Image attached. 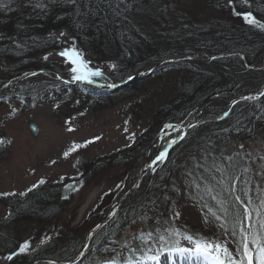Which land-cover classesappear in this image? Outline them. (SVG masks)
<instances>
[{"label":"trees","instance_id":"1","mask_svg":"<svg viewBox=\"0 0 264 264\" xmlns=\"http://www.w3.org/2000/svg\"><path fill=\"white\" fill-rule=\"evenodd\" d=\"M189 1L76 0L75 4H70L65 0H40L37 4L36 0H0V87L22 73L45 69L42 64H34L35 56L61 48L60 41L54 36L59 30L74 40L86 60L112 65L113 73L106 80L109 83L121 82L166 60L194 55L202 59L220 56L208 64L191 59L162 65L148 79L111 94L97 95L85 86L66 89L59 84L50 87L54 89L52 93L44 94L48 87L37 78L24 80L17 83L8 96L0 95V106L18 99L23 107L30 108L38 98L54 101L59 94L69 92L71 99L74 97L71 104L82 101L85 108L93 106L95 110H102L143 96L146 98L135 101L132 113L151 123L146 126L142 139L146 143L143 150L152 147L165 125H177L209 99L249 92V83L245 80L254 79L258 71L247 69L245 64L260 68L264 56V30L241 21L243 14L251 12L264 23V0H233L231 5L226 0H210L199 8L187 7ZM176 6L178 10L173 9ZM210 11L215 12L213 17L205 15ZM234 12L240 15H234ZM152 85H159L161 93L150 95L148 89H152ZM226 106V101L214 100L198 117L205 120L220 116ZM263 132L264 96L257 102L236 106L223 121L206 123L191 130L170 150L152 184L143 191L146 194L136 190L122 203L114 220L96 234L82 264H124L149 259L154 253L174 248L176 243L172 232L168 231L172 227L166 229L164 217L175 207L176 213L183 214L176 204L178 181L182 188L185 187V196L192 199V206L198 207L205 220L202 227L184 230L192 241L202 237L222 239L239 250L244 213L234 199L233 189L237 183V195L249 205L251 224L258 228L260 217L252 210L259 211L262 206L251 199L247 189H254L257 181L253 177L256 178L259 170L264 173V163L252 161L249 155L240 152L241 149H235V156L227 150L249 143ZM4 138L0 131L3 143ZM2 150L0 146V153ZM120 155H113L114 161L109 165L122 162L118 159ZM253 162L261 167L256 169ZM95 165L78 168L81 175L71 180V186L77 184L89 168L95 170ZM179 166L185 171L178 169ZM252 171H256L254 176ZM118 185L120 191L114 194L115 200L130 187L122 181ZM57 186L38 184L25 190L24 195L2 203L0 258L4 261L1 264L66 262L77 254L88 231L86 228L76 238L61 231L57 237L37 245L30 252L14 254L18 253L20 241L29 226L48 225L57 219L63 206L66 207L64 190ZM113 193L106 192L102 198ZM106 201H99L98 206ZM160 206L164 208L158 224L154 220L145 224L144 233L121 245L127 226L145 221V214ZM107 212L108 209L103 214ZM115 236H118L117 241ZM9 255H13L11 261L6 259Z\"/></svg>","mask_w":264,"mask_h":264},{"label":"rangeland","instance_id":"2","mask_svg":"<svg viewBox=\"0 0 264 264\" xmlns=\"http://www.w3.org/2000/svg\"><path fill=\"white\" fill-rule=\"evenodd\" d=\"M208 1L210 0H190L186 6L199 8ZM36 2L40 4V0H36ZM173 9L178 10L179 8L176 6ZM214 14L215 12L210 11L205 15L213 17ZM216 16L219 17L217 14ZM54 36L63 41L64 49L49 51L40 55L36 54L34 60L35 65L42 64L43 67L48 68L44 73L47 75L36 77L37 80L48 87L46 90L48 92L44 94L52 93L54 89L50 87H55L59 84L54 77V73L68 81H73L71 79L72 74L70 69L72 66L69 65L70 61L59 55L61 51L72 49L71 41L66 38L63 30H59ZM86 64L88 70L99 69L105 77L113 73L110 63ZM245 81L249 83L248 90L251 91L262 85L264 83V67L258 71L254 79H246ZM152 86V89H148L150 95L152 92L161 93L162 90L159 85ZM12 88L13 86L10 84L6 90H0V94L9 93L8 91ZM70 95V93L59 94L56 100L50 102L44 99H42V102L38 98L34 101L35 103H32L34 106L29 110L23 109L21 107L23 105L18 99L0 106V131L5 136L4 143L1 145L4 151L2 150V153H0V216L4 213L2 203L20 196L26 189L38 184L41 180L45 181L46 184L58 185L60 186V190L65 191L64 203L66 207L63 206L64 208L57 215L56 220H52L48 225L44 226L43 224L29 226L28 232L20 241L21 244L25 241L29 242L30 247L27 252L33 250L37 245L57 237L61 231H66V235H72L76 238L78 233L83 229L86 228L88 230L86 234H88L98 223L104 222V219L107 218V213H103L107 209L108 211L110 210L112 204L115 202L114 194H118L120 191L118 183L122 181V184L124 183L128 187H131L136 182L138 173L143 165L154 158L163 143L165 144L166 141L178 137L182 130L180 126L166 129L160 135L155 145L143 150L146 143L142 138L145 136L146 126L151 123L147 122L140 115V119H138L132 111L137 103L135 101H140V99L146 97L138 96L133 101H123L115 106L95 110L96 107L93 106L85 108L81 104L82 101L79 104L76 102L71 104L74 97L71 99ZM219 100L222 101V99ZM157 104L155 103V105ZM12 109L16 110L15 113L12 112ZM197 114H192L188 118L186 125L201 121L202 119H198ZM30 121L34 122L38 128L36 138H33L27 129ZM68 128L73 129V131H68ZM88 141L93 142L86 144ZM131 141H134L133 145ZM85 144L86 146L70 152L68 157L64 156V153L69 151L73 145ZM235 149L238 151L241 149L240 152L249 155L252 161L264 163V132L257 139L249 143L238 144V146L227 150V152L235 156ZM123 152L124 155H120ZM113 155H120L118 159H122L123 161L110 166L109 163L114 161ZM94 163H96V169L89 168L88 171L82 174L81 180L69 189L67 184H71L73 178L81 175L79 174L80 170ZM258 165L259 163L253 162V166L256 169L261 167ZM78 168H80L79 171ZM179 168L181 171H185L181 166ZM157 170L158 168L155 167L144 173L139 181L140 183H138L137 190H141L142 192L147 190L152 184L158 172ZM255 172L252 171L253 176ZM253 179L257 183L253 190L251 188L247 189L249 196L260 206H264V173H261V170H259L256 178L253 177ZM177 184L179 193L176 204L181 207L183 214L179 215L178 211L176 213L175 207L164 217V223L166 229L172 227L171 231L176 237H182V232L187 233L184 231L185 229L192 230L194 227H202L204 224L202 221L205 220L200 215L198 207L192 206V199L190 200L185 196L186 193L183 192V188L185 187L182 188L181 181H178ZM237 187L236 183L234 190ZM109 191L114 193L111 196H104L105 198H102L103 194ZM252 191L254 192L252 193ZM5 193L9 195H4ZM143 194L145 195L146 193L143 192ZM235 194L234 199L238 194L236 190ZM99 201L106 202L98 206ZM240 201L244 203V201ZM97 206L98 211L94 213V208ZM163 208V206H160L156 211L150 210L145 214L147 218L145 221L131 223L127 226L123 239L119 237L121 245L124 246L123 241H129L135 235L144 233L145 224H149L153 220L158 224L163 217L161 216ZM249 224L250 222L246 223V226L245 222L242 224L244 228L241 231L245 234L249 231ZM105 225L100 227L103 228ZM115 237L114 240L117 241L118 236ZM179 246L189 249L193 248V245H189L188 243H182ZM195 256L204 258L211 264V261L203 255H180L175 252H168L153 261L137 264H158L157 262L163 258L164 260L170 258L172 261L169 264H173L182 257L188 260ZM3 261L4 259L0 258V264Z\"/></svg>","mask_w":264,"mask_h":264},{"label":"snow or ice","instance_id":"3","mask_svg":"<svg viewBox=\"0 0 264 264\" xmlns=\"http://www.w3.org/2000/svg\"><path fill=\"white\" fill-rule=\"evenodd\" d=\"M66 3L75 4L76 0H65ZM229 5L233 3V0H226ZM234 15H240V13L234 12ZM242 20L251 27H257L264 30V23L259 22L251 12L245 13L242 15ZM63 35V33H61ZM59 55L65 59L70 61L71 67V79L73 81H86L88 83H92L94 77L102 76V73L99 69L97 70H88L87 64L80 57V54L76 52L75 49H69L67 51H61ZM47 59V57H45ZM60 79V77H57ZM113 85H108V87H112ZM261 96H264V92L260 93ZM245 99L252 100L256 99L255 97H245ZM15 109H12V112L15 113ZM227 115V113H225ZM172 127L171 125H165V128ZM68 131H73V129L68 128ZM183 139V137H181ZM93 141H88L87 143H92ZM3 141H0L2 144ZM85 145H73L69 151L64 153L65 157H68L70 152L76 151L80 147H84ZM167 155L166 151L160 152V154L151 162L149 167H152L158 162H163ZM40 184L45 183V181H39ZM37 185H33L35 188ZM32 189H29L31 191ZM4 195H9L5 193ZM14 195V194H12ZM24 195V193H21ZM215 199V197H213ZM252 211H256V215L260 217L257 221L259 227L257 228L254 224H249L250 231L245 234L241 232V241L239 245V251L236 254L238 258H235L233 253H231L228 248L224 247L221 244L212 243H202L195 242L194 247L189 249L185 247H179L172 249L173 252L178 253L180 255L185 254H199L203 255L211 261V264H264V206H262L261 210L257 211L253 209ZM245 219L251 220L249 216V209L245 208L244 210ZM163 239V237L161 238ZM191 236H185V240L188 242H192ZM30 244L28 241L19 245L18 253L14 254H24L29 249ZM7 260L11 261L13 259V255H9L6 257ZM149 259H156V257H149ZM51 264V262H50Z\"/></svg>","mask_w":264,"mask_h":264},{"label":"water","instance_id":"4","mask_svg":"<svg viewBox=\"0 0 264 264\" xmlns=\"http://www.w3.org/2000/svg\"><path fill=\"white\" fill-rule=\"evenodd\" d=\"M261 92H264V84H263L259 89H257L256 91H254L252 94H248V95H244V96H240V97L236 98V99L234 100V102L232 103V105H234V104L237 103V102H244V101H247L248 99H245V97L259 96ZM28 129H29V131H30L32 137L35 138V137L37 136V130H36L35 125H34L33 123H30V125L28 126ZM182 136H183V135H182ZM182 136H181V137H182ZM174 144H175V142L169 143L163 151H167V150H169ZM163 151H162V152H163ZM150 164H151V163H150ZM150 164H149V165H150ZM149 165L146 166V167H145V168L139 173V175H138V177H137V180H136L135 184H134V185H133V186L127 191V193H126L125 195H123V196H122V197L116 202V204L114 205V207H113V209H112V212H111L110 216L105 220V222L99 224L97 227H95L94 229H92V230L88 233V235H87L86 238H85L84 246H83L81 252L79 253L78 257H77L74 261L70 262L69 264H74L76 261L80 260V258H81V257L83 256V254H84V251H85L86 248H87V245H88V243H89V240H90L92 234L94 233V231L97 230L98 227L104 225L106 222H108V221L112 218V216H113V214L115 213V211H116L118 205L123 201V199H124L126 196H128V195H129V194H130V193H131V192L137 187V185H138V183H139V181H140V178H141L142 174H143L144 171L149 167ZM42 264H50V263H46V262H44V263H42Z\"/></svg>","mask_w":264,"mask_h":264},{"label":"bare ground","instance_id":"5","mask_svg":"<svg viewBox=\"0 0 264 264\" xmlns=\"http://www.w3.org/2000/svg\"><path fill=\"white\" fill-rule=\"evenodd\" d=\"M183 127H186V123H183ZM170 261H172L170 258H166L164 260V258L160 261L159 264H169L171 263ZM176 264H180V262L178 261ZM198 264H199V261H198Z\"/></svg>","mask_w":264,"mask_h":264}]
</instances>
